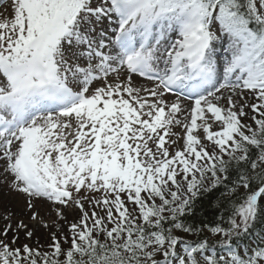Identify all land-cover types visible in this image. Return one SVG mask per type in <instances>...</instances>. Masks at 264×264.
<instances>
[{"label":"snow or ice","instance_id":"snow-or-ice-1","mask_svg":"<svg viewBox=\"0 0 264 264\" xmlns=\"http://www.w3.org/2000/svg\"><path fill=\"white\" fill-rule=\"evenodd\" d=\"M6 11L0 264H264V0Z\"/></svg>","mask_w":264,"mask_h":264},{"label":"rangeland","instance_id":"rangeland-1","mask_svg":"<svg viewBox=\"0 0 264 264\" xmlns=\"http://www.w3.org/2000/svg\"><path fill=\"white\" fill-rule=\"evenodd\" d=\"M0 5H1L0 6V18H2L3 16L9 15V13L6 11L8 1L2 2V4H0ZM176 130L178 131V129H176ZM0 190H2L5 193V196H10L12 198V199H8V200H3L0 197V209H2L4 206L9 204V202H12L13 205H16L17 207H22L23 209L25 208L24 198L22 196H18L16 193L9 192L7 188L0 187ZM25 220L27 222V218H25ZM43 233H44V230L39 231L37 233V235H41Z\"/></svg>","mask_w":264,"mask_h":264},{"label":"bare ground","instance_id":"bare-ground-1","mask_svg":"<svg viewBox=\"0 0 264 264\" xmlns=\"http://www.w3.org/2000/svg\"><path fill=\"white\" fill-rule=\"evenodd\" d=\"M0 197L3 199V200H8V199H12L10 196H5V193L2 191V190H0ZM9 204L10 205H12L21 215L23 214V211H24V209L22 208V207H17L16 205H13V203L12 202H9ZM9 204H7V205H9ZM26 218V217H25ZM43 229H40L39 231H42ZM38 231V232H39ZM37 232V233H38Z\"/></svg>","mask_w":264,"mask_h":264},{"label":"trees","instance_id":"trees-1","mask_svg":"<svg viewBox=\"0 0 264 264\" xmlns=\"http://www.w3.org/2000/svg\"><path fill=\"white\" fill-rule=\"evenodd\" d=\"M211 209H207V212H208V217L207 218H211ZM198 216L200 217V218H205L203 215H201V213H198Z\"/></svg>","mask_w":264,"mask_h":264}]
</instances>
